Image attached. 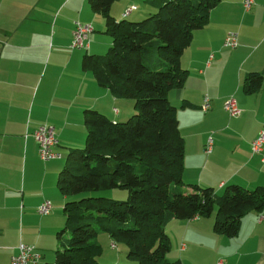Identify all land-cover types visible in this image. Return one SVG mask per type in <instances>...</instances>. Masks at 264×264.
Here are the masks:
<instances>
[{"label":"crops","instance_id":"1","mask_svg":"<svg viewBox=\"0 0 264 264\" xmlns=\"http://www.w3.org/2000/svg\"><path fill=\"white\" fill-rule=\"evenodd\" d=\"M243 2L221 0L208 24L194 32L181 58L188 79L168 95L185 140L183 181L213 188L217 195L230 185L264 187V152L252 151L264 123V80L254 94L243 90L249 74L264 73V0H255L250 11ZM131 6L136 5L130 0H117L111 15L117 21L133 17L138 7L124 17ZM76 22L93 27L89 49L71 48ZM105 29L104 16L88 0H0V264H10L20 244L37 248L39 264L50 250L47 244L59 223L54 206L62 195L57 185L62 161L83 144L85 112L96 110L115 123L131 114L126 109L130 100L116 98L83 69L86 54H102L111 46ZM230 32L239 36L235 49L224 46ZM206 97L212 108L205 113ZM231 97L242 111L239 118H230L225 110ZM45 124L55 127L60 141L56 151L62 156L47 163L32 135ZM210 136L214 144L207 154ZM46 200L52 212L39 215ZM215 217L171 219L166 232L173 248L167 261L264 264V212L247 213L235 237L216 234Z\"/></svg>","mask_w":264,"mask_h":264},{"label":"trees","instance_id":"2","mask_svg":"<svg viewBox=\"0 0 264 264\" xmlns=\"http://www.w3.org/2000/svg\"><path fill=\"white\" fill-rule=\"evenodd\" d=\"M116 1L88 0L91 9L104 16L112 44L106 55L86 54L83 69L116 98L132 101L137 114L115 123L87 110L85 147L69 153L57 185L65 199L101 189L126 190L128 199L66 202V227L58 238L62 241L66 230L70 235L61 242L55 261L46 264H99L102 249L95 241L94 223L125 244L128 259L137 264H180L167 261L171 241L166 226L171 219L209 218L216 213L214 232L235 237L247 213L264 212V187L230 185L217 195L213 188L183 181L185 140L168 95L185 86L189 72L181 58L194 32L208 24L221 0H150L160 3L158 11L142 21H117L111 15ZM155 48L161 61L148 56ZM263 80L264 73H251L243 90L254 94Z\"/></svg>","mask_w":264,"mask_h":264},{"label":"built area","instance_id":"3","mask_svg":"<svg viewBox=\"0 0 264 264\" xmlns=\"http://www.w3.org/2000/svg\"><path fill=\"white\" fill-rule=\"evenodd\" d=\"M254 4L255 0H244L243 2L246 10L251 9ZM132 10H136V7H132L127 11L124 17H126ZM92 32L93 27L90 24L76 22L71 48L75 50L88 49L90 47L89 36ZM237 46L238 34L232 32L228 35L225 41V47L235 49ZM211 106V99L206 97L202 105L203 110L206 112L210 110ZM224 107L230 118H239L241 116L242 111L234 97L227 99L224 103ZM32 135L39 145V154L44 162L47 163L61 159V154L55 151L56 147L59 145V138L54 126L48 124L39 126ZM213 143V138L210 136L207 141V154L212 152ZM252 150L254 153H261L264 150V125L258 137L252 143ZM52 209V203L50 201H45L38 208V213L41 215H49L51 214ZM182 250H185V245L182 246ZM41 259L42 255L35 246L21 244L18 248V254L12 258L10 264H39ZM218 264L222 263L219 262Z\"/></svg>","mask_w":264,"mask_h":264},{"label":"rangeland","instance_id":"4","mask_svg":"<svg viewBox=\"0 0 264 264\" xmlns=\"http://www.w3.org/2000/svg\"><path fill=\"white\" fill-rule=\"evenodd\" d=\"M130 2L138 7V11L134 13L135 16L133 17L131 16L132 18L128 17L127 18L128 21H142L146 19L149 14L156 13L160 5L159 2L154 1V3H151L150 0H130ZM118 11H120V8L118 9ZM136 15L140 16V20H134V17H136ZM105 36L112 41V38L109 34ZM154 47L156 46L153 45L152 48ZM108 50L109 47L104 49V52H102V54H97V55H106ZM148 56L150 58H155L157 60H160L156 53V48H155V54ZM126 102H128L129 104L128 107H126V109H130L131 111V114H129V116L126 118L129 119L132 115L137 114V111L134 109V103L132 101H126ZM126 119L125 121H127ZM86 137H87V130L83 136V144H81L82 146H80V149H83L85 147ZM67 158H68V154L65 155L62 163L66 164ZM98 197H104L118 201H126L128 199V192L126 190H120V189H115L113 191L101 189L99 191L84 192L78 195L71 196L69 198H66L67 199L66 202L78 201L84 198H98ZM63 199L64 197H62L61 195V199H59V202L54 206L56 215L58 216V222H59L58 229L51 236L52 242L50 244L49 243L47 244L50 250L43 253L45 254V258L42 260L41 264L54 262L56 258V251L59 248L61 242L67 239L70 235L69 231L66 230L65 233L63 234L62 241L58 238V233L63 231L66 227V216L63 211L64 209ZM94 226L98 230V235L96 236L95 241L102 249V255L98 258L99 264H137L135 261L128 259L129 248L125 244L113 240L109 234H107L106 232H102L97 224L94 223ZM115 259H118V261L117 260L115 261Z\"/></svg>","mask_w":264,"mask_h":264},{"label":"bare ground","instance_id":"5","mask_svg":"<svg viewBox=\"0 0 264 264\" xmlns=\"http://www.w3.org/2000/svg\"><path fill=\"white\" fill-rule=\"evenodd\" d=\"M132 7H136V10H137V6H131V7H129V8L126 10V12L129 11ZM252 7H253V6H252ZM252 7H251V9H252ZM251 9L246 10V8H245L246 11H250ZM133 11H135V10H132L131 12H133ZM126 12H125V14H126ZM131 12H130V13H131ZM130 13H129V14H130ZM125 14H124V15H125ZM129 14H128V15H129ZM128 15H127V16H128ZM127 16H126V17H127ZM230 33H232V32H230ZM230 33H228V35H229ZM235 33H237V32H235ZM237 34H238V33H237ZM228 35H227V37H228ZM227 37H226V39H227ZM238 38H239V36H238ZM226 39H225V41H226ZM224 46H225V42H224ZM237 47H238V46H237ZM211 108H212V106H211ZM211 108H210V110H211ZM202 110H203V108H202ZM208 111H209V110H208ZM208 111H206V112H208ZM203 112H205V111L203 110ZM206 112H205V113H206ZM263 125H264V123H263ZM262 128H263V126H262ZM262 128H261V129H262ZM260 131H261V130H260ZM259 133H260V132H259ZM258 135H259V134H258ZM257 137H258V136H257ZM257 137H256V138H257ZM256 138H255V139H256ZM255 139H254V140H255ZM254 140H253V141H254ZM213 142H214V140H213ZM252 143H253V142H252ZM213 144H214V143H213ZM59 145H60V141H59ZM59 145L56 147V149L59 147ZM212 148H213V147H212ZM56 149H55V151H56ZM252 151H253V150H252ZM56 152H57V151H56ZM263 152H264V150H263ZM263 152H261V153H255V154H262ZM58 153H59V152H58ZM253 153H254V152H253ZM39 155H40V154H39ZM61 157H62V156H61ZM40 158H41V157H40ZM263 159H264V158H262V161H263ZM41 160H42V159H41ZM42 161H43V160H42ZM46 201H48V200H46ZM44 202H45V201H44ZM44 202H43V203H44ZM43 203H42V204H43ZM42 204H41V205H42ZM41 205H40V206H41ZM40 206H39V207H40ZM39 207H38V208H39ZM37 211H38V210H37ZM39 215H41V214H39ZM42 216H46V215H42ZM20 245H21V244H20ZM24 245H25V244H24ZM10 263H11V262H10Z\"/></svg>","mask_w":264,"mask_h":264}]
</instances>
